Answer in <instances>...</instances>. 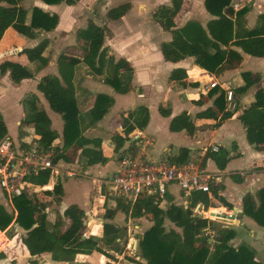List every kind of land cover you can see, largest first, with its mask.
Masks as SVG:
<instances>
[{
  "label": "crops",
  "instance_id": "0c3cea01",
  "mask_svg": "<svg viewBox=\"0 0 264 264\" xmlns=\"http://www.w3.org/2000/svg\"><path fill=\"white\" fill-rule=\"evenodd\" d=\"M134 1L126 2L131 4V9L117 21L108 18L109 10L115 7L106 9L104 12L108 23L100 24L96 18L85 21L82 19L90 10L82 8L83 0L72 5L66 3L47 5L41 0H23L20 5L28 11L27 24H30L33 8L38 7L51 15L57 14L58 26L53 31L35 30L33 38L25 37L10 28L0 42V66L7 61L16 62L29 68L34 75L32 79H25L16 84L9 71L0 74V115L8 130L6 139L10 140L15 150L22 151L29 150L38 143L34 124L27 117L24 103L29 97L35 95L38 98V107L47 112L52 121L53 130L59 134L54 147L62 148L64 145L63 118L51 109L43 93L38 90V85L47 76L60 77L58 59L63 52L69 50L71 53L80 55L77 52L79 49L82 50V47L79 45L77 35L80 30L87 28L90 21L106 29L103 75L96 76L89 67L81 63L75 70L74 87L80 111L81 134L86 139L99 141L109 162L105 165L85 167L86 159L80 156V152L76 164L62 161L64 167L74 171L76 175L51 178L49 185L43 188H31L33 189L31 198L36 207L37 218H40L44 226L52 228L59 216L63 217L70 206L76 205L86 214L88 235L102 237L103 225L107 222L124 232L127 231L131 241L138 238L139 233L142 234L153 226L150 216L131 218L118 211L116 201L103 197L95 183L97 179L107 178L115 173L121 153L130 147V142H126L119 152L115 151L118 139L124 137L123 117H127L129 113L140 107H146L150 114L149 123L143 131H136L132 135L134 148L144 150L151 160L158 161L167 155L175 163H178L176 159L182 149L189 150L185 162L193 155L201 154L203 157L201 168L214 176L211 194L208 195L211 201L209 214L219 213L235 217L230 220L213 216L214 219L211 221L217 226L234 229L236 236L231 244L234 247L249 246L255 251L256 260L264 264V227L247 216L243 208V199L248 194L253 195L257 205H260L257 195L264 188V149L258 150L249 143L246 129L239 119V116L255 102L256 93L259 90L264 91V57H253L241 48L232 47L241 55L242 61L239 63L225 61L215 73H209L198 67L193 57L177 63L166 61L161 46L165 42H170L172 35L153 20L154 12L164 5L151 6L148 0H141L146 8L142 12L133 4ZM205 1L185 0L176 19L177 28L182 29L189 23H197L206 29L208 22L215 17L207 11ZM171 3L172 0L165 6H170ZM88 5L87 3L85 7L88 8ZM231 5L236 12L246 10V13L235 21V39L245 38L248 32L257 27L259 16L264 14V0H232ZM180 17L181 24L178 22ZM133 21L140 25L147 24L145 31H115L113 29L115 24H118L117 29L120 30L121 24L124 28L125 24L130 25ZM82 22H84L83 25L77 26ZM44 40L48 41V48L44 53V57L48 60L47 65L31 63L22 52L36 47ZM120 60H125L133 69L132 88L127 94L118 93L114 87L105 82L113 76L116 64ZM175 70L185 71L187 78L181 82L171 81V74ZM246 72L259 74L261 80L245 93L240 94L238 89L245 86L242 74ZM211 80L219 83V92H224L225 100L227 90L235 93L237 102L235 111L228 112L225 109L221 112L216 108L215 100L218 94L213 97L208 96L212 89L207 82ZM98 95L110 96L115 102L107 116L95 123L91 120L89 113L95 106ZM172 101L175 108L168 107ZM199 101L201 103L197 104ZM161 106L171 109L170 117L161 115ZM182 113H187L197 127L218 122L221 125L214 129L200 127L193 135L186 131H171L172 120ZM162 128L167 130L168 137L173 143H165ZM214 146H218L230 156L223 170L219 169L212 158H207V153L212 152ZM77 164L82 166L76 169ZM59 182L62 185L61 195L44 193L53 191ZM102 192L105 195L104 189ZM166 197L168 207L164 208ZM166 197L161 202L163 210H168L172 204L188 205L190 199L177 185L170 188ZM218 197L231 204L233 209L229 210ZM0 205L9 212L14 211L12 202L1 189ZM206 212L204 210L201 216H204ZM166 223L169 221L166 220ZM11 228L14 229L15 235L19 236V240L8 238V230H0L4 239L7 240L5 249L0 250L5 253V257L0 258V264H30L31 262L34 264H136L129 262L125 253L118 254L103 245H100L90 256L78 255L74 262L69 263L53 260L50 253L32 257L20 242L26 232L16 223H13ZM9 247V253L5 252Z\"/></svg>",
  "mask_w": 264,
  "mask_h": 264
},
{
  "label": "trees",
  "instance_id": "16d2710c",
  "mask_svg": "<svg viewBox=\"0 0 264 264\" xmlns=\"http://www.w3.org/2000/svg\"><path fill=\"white\" fill-rule=\"evenodd\" d=\"M23 0H0V42L6 31L13 28L19 34L33 38L35 30L53 31L59 23L57 14L43 12L38 7L31 12L30 24H27L28 11L20 4ZM47 5L66 3L72 5L80 0H41ZM185 0H172L170 6H160L153 14V20L164 31L170 32L172 40L162 44L161 49L164 59L177 63L186 58L193 57L195 64L209 73L216 70L225 62L242 61L241 55L232 47L241 48L245 53L257 57H264V14L258 18L257 27L248 32L245 38L235 39V21L246 13L242 9L238 12L232 7V0H206L207 11L215 17L208 22L206 29L197 23H189L184 28H177L176 19L180 14ZM131 9V4L126 3L115 7L108 12V18L113 21L123 18ZM106 29L90 21L87 28L78 32V41L83 54L76 55L69 50L63 52L58 59L60 77L47 76L41 80L38 90L43 93L51 109L60 114L64 121L62 148L54 147L59 139V134L52 128V121L44 109L38 107V98L33 95L24 103L35 128V135L39 146L45 151H54V162L64 161L73 164L79 152L86 159L85 167L97 164L105 165L109 162L97 140L83 137L80 129V111L77 105L74 87L75 70L81 63L85 64L96 76L103 75L105 58ZM48 48V41L44 40L31 49H25L31 63H40L46 66L48 60L44 53ZM212 51L214 53H212ZM10 72L14 83L18 84L25 79H32L33 73L19 63L7 61L0 66V74ZM133 69L125 60H120L115 67L113 76L105 82L116 89L120 94L131 91V76ZM187 78L186 72L175 70L171 74V81L181 82ZM245 86L238 89V93H245L251 86L261 80L259 74L246 72L242 74ZM215 106L221 112L226 109L224 92L218 88L210 91L209 97L215 95ZM114 99L107 95H98L95 106L90 110L91 120L95 123L103 120L114 105ZM201 101L197 102L200 104ZM164 117H170L171 109L160 107ZM32 118H31V116ZM150 119L149 109L140 107L134 112L123 117L124 137L119 138L115 151L119 152L126 142H130L129 149L134 148L132 135L136 131H143ZM247 139L256 149H264V91L259 90L255 102L240 116ZM220 122L212 125L197 127L187 113L175 117L170 129L173 132L186 131L193 135L200 127L218 128ZM8 135V130L3 117L0 115V142ZM263 145V146H262ZM27 149H29L27 147ZM189 155L188 149H182L176 161L184 163ZM207 158H212L219 169L223 170L229 160V154L220 150L218 153H207ZM51 173L43 170L31 173L25 180L33 188H43L49 185ZM46 195H61L62 185L57 183L53 191H45ZM221 202L229 209L233 206L223 198ZM260 205H257L253 195L248 194L243 199L244 213L253 218L260 226L264 227V188L257 195ZM161 199L147 196L136 203H126L117 200V210L127 217L143 218L150 216L153 226L138 240V252L127 260L136 264H260L256 260L255 251L247 245L234 247L231 242L236 236L234 229L217 226L213 221L194 213L198 204H202L205 211L211 207L207 193L193 192L188 205L172 204L168 210L161 208ZM14 211L9 212L0 205V230L16 223L26 234L21 238L22 245L32 257L50 253L53 260L58 262H74L78 255L90 256L100 245L123 254L121 237L124 230L118 229L112 223L103 225L102 237L88 235L86 214L78 206H70L63 217L59 216L52 228L43 225L37 218L36 207L33 199L26 194L14 198L12 201ZM168 220L175 229H166ZM212 233V234H211ZM4 236L0 232V241ZM120 240V241H119ZM2 245L0 244V250ZM4 251L0 258H4ZM34 264V263H30Z\"/></svg>",
  "mask_w": 264,
  "mask_h": 264
},
{
  "label": "built area",
  "instance_id": "2783aa9c",
  "mask_svg": "<svg viewBox=\"0 0 264 264\" xmlns=\"http://www.w3.org/2000/svg\"><path fill=\"white\" fill-rule=\"evenodd\" d=\"M207 84L210 89L219 87V83L214 80ZM236 108L235 93L227 90L226 110L231 112ZM219 151L218 146L212 148L214 153ZM202 158L201 154H195L185 163H175L166 155L161 160L154 161L147 157L144 150L127 148L118 159L115 173L107 178H99L95 183L103 197L131 204L147 196L162 200L175 185L179 186L187 197L196 191L210 195L214 176L201 168ZM43 170H49L53 179L63 175H76L74 171L65 168L62 161L54 162V151H45L38 143L31 149L22 151L15 150L9 139L5 138L0 142V189L11 202L14 198L23 196L25 188L30 186L25 178L31 173ZM203 212L202 204H198L194 209L197 215L201 216ZM132 242L136 250L137 238ZM0 244L4 250L7 240H1Z\"/></svg>",
  "mask_w": 264,
  "mask_h": 264
},
{
  "label": "rangeland",
  "instance_id": "374dc122",
  "mask_svg": "<svg viewBox=\"0 0 264 264\" xmlns=\"http://www.w3.org/2000/svg\"><path fill=\"white\" fill-rule=\"evenodd\" d=\"M130 0H83V4H82V8H84V9H90L89 11H87L86 12V16L85 17H83L82 19H84V21L85 20H87V19H90V18H96V20L100 23V24H104V23H108V21H107V18H106V15H105V10L106 9H111V8H113V7H116V6H118V5H121V4H124V3H126V2H129ZM132 1V0H131ZM148 2V4L149 5H151V6H159V5H167L168 4V2H170V0H148L147 1ZM89 4L88 6V8L87 7H85V5L86 4ZM135 6H136V8H138L139 10H141L142 12H144L145 11V4H143L142 2H141V0H135L134 1V3H133ZM178 22H179V24H181V22H182V18L180 17V19H178ZM83 23L84 22H82V24H79V25H77V26H80V25H83ZM123 24H125V23H123ZM117 25L118 24H115V25H113V29L115 30V31H145V27L147 26V24H142L141 23V25L139 24V23H137L136 21H133L130 25H128V24H125V26H124V28H122V24H121V26L119 27V28H121L120 30L119 29H117ZM106 26H108V25H106ZM78 54H83V52H82V50H78V52H77ZM168 107H174L175 108V105H174V103H173V101H172V104H169V106ZM26 114L27 115H29V113L27 112V110H26ZM52 115H54L53 113H52ZM30 116H31V114H30ZM31 118H32V116H31ZM162 130L164 131V133H162V136H163V139L165 140V143H173L172 141H171V139L168 137V132H167V130H164L163 128H162ZM159 141V140H158ZM76 164V163H75ZM77 166L78 167H75L76 169L77 168H80L81 166H82V164H77ZM32 187H30V186H28V187H26L25 188V194L29 197V198H31V196H32V193H33V189H31ZM36 195V194H35ZM116 205H117V201H116ZM163 207L164 208H167L168 207V199H167V197H166V199H165V201H164V204H163ZM9 209H11V208H9ZM211 212V211H210ZM204 217L205 218H208V219H214V217L213 216H211L210 214H209V210L206 212V214H204ZM166 229L167 230H171V229H175V227L173 226V224H171L170 222L169 223H166ZM8 230V231H7ZM6 231H7V237L8 238H12V240H14V239H17V241L19 240V236L18 235H15V233H14V229L13 228H11V226L9 227V228H7L6 229ZM145 232H142V234H138V238H137V249L136 250H134V244H133V242L130 240L131 238H129V236H128V232L126 231V232H124V233H122V235H121V237H122V239H123V242H122V245L121 246H123L124 247V245L126 244V242L128 241V244H127V251H126V248H123V250H124V253H125V255H126V257H128V255L129 256H134L135 254H137V253H139L138 252V240L142 237V235L144 234ZM91 235V234H90ZM129 248V249H128ZM236 248H238V247H236ZM9 249H10V247L8 248V249H6L5 250V252L7 251H9ZM2 250V249H1ZM0 253H2V252H0ZM9 253V252H8ZM118 253V252H117ZM118 254H121V253H118ZM138 255V254H137Z\"/></svg>",
  "mask_w": 264,
  "mask_h": 264
},
{
  "label": "water",
  "instance_id": "95a60500",
  "mask_svg": "<svg viewBox=\"0 0 264 264\" xmlns=\"http://www.w3.org/2000/svg\"><path fill=\"white\" fill-rule=\"evenodd\" d=\"M211 215L214 217H217V218L230 219V220L235 219V217H233V216H224V215H221L219 213H211Z\"/></svg>",
  "mask_w": 264,
  "mask_h": 264
}]
</instances>
